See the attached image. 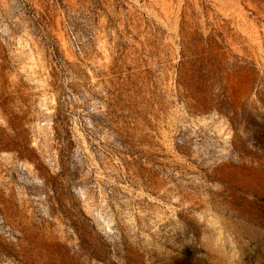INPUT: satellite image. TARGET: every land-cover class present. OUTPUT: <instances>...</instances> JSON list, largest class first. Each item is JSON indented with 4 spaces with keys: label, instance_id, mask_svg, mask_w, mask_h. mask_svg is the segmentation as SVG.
I'll list each match as a JSON object with an SVG mask.
<instances>
[{
    "label": "rangeland",
    "instance_id": "rangeland-1",
    "mask_svg": "<svg viewBox=\"0 0 264 264\" xmlns=\"http://www.w3.org/2000/svg\"><path fill=\"white\" fill-rule=\"evenodd\" d=\"M0 264H264V0H0Z\"/></svg>",
    "mask_w": 264,
    "mask_h": 264
}]
</instances>
